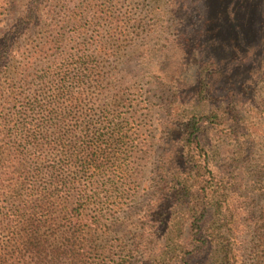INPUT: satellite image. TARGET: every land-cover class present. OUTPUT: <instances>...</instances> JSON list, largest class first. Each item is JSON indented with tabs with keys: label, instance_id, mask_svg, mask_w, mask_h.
Returning <instances> with one entry per match:
<instances>
[{
	"label": "rangeland",
	"instance_id": "374dc122",
	"mask_svg": "<svg viewBox=\"0 0 264 264\" xmlns=\"http://www.w3.org/2000/svg\"><path fill=\"white\" fill-rule=\"evenodd\" d=\"M29 2L0 0V35ZM218 2L42 0L38 23L19 39L15 61L66 10L85 15L80 23L85 37L103 41L109 57L100 65L112 75L107 97L121 88L126 100L141 103L132 132L141 143L132 152V190L118 213L105 210L104 228L90 244L100 255L92 264L190 263L199 238L190 231L192 215L207 213L204 197L211 184L225 189L219 213L227 205L238 225L231 241L236 263L256 264L252 229L264 206V27L256 21L244 27L241 9L220 8ZM93 10L101 20L90 22ZM226 26L234 35L228 41L221 36ZM238 28L248 42H238ZM203 78L206 88L199 94ZM193 120L201 143L185 148L183 126ZM167 178L186 185L190 205L162 201L159 190ZM83 219L95 221V216L87 211ZM214 251L225 264L224 252Z\"/></svg>",
	"mask_w": 264,
	"mask_h": 264
},
{
	"label": "trees",
	"instance_id": "16d2710c",
	"mask_svg": "<svg viewBox=\"0 0 264 264\" xmlns=\"http://www.w3.org/2000/svg\"><path fill=\"white\" fill-rule=\"evenodd\" d=\"M41 1L30 0L24 15L0 35V264H92L100 255L90 244L104 228L105 210L118 213L132 190V152L141 144L132 132L141 103L126 100L121 88L107 97L112 75L100 66L109 58L103 41L85 37V15L73 9L15 61L21 35L39 21ZM219 2L220 8L241 9L244 27L253 21L264 27V0ZM93 14L90 22L101 20ZM245 34L238 28L240 44L249 41ZM221 36L228 41L234 35L226 26ZM205 88L203 78L199 94ZM93 100L104 101L95 106ZM224 113L230 118L229 110ZM183 127L184 147H198V121ZM185 188L167 178L159 193L163 202L190 205ZM224 193L219 184L207 189V213L192 215L190 231L199 238L190 263L183 264H223L214 247L224 252L225 264L239 261L231 244L238 225L227 205L219 213ZM87 211L95 221H84ZM252 234L256 264H264V206Z\"/></svg>",
	"mask_w": 264,
	"mask_h": 264
}]
</instances>
